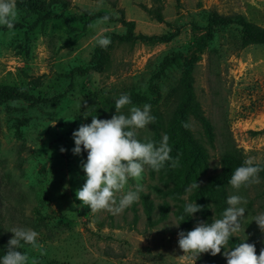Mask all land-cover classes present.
Here are the masks:
<instances>
[{
  "label": "rangeland",
  "instance_id": "1",
  "mask_svg": "<svg viewBox=\"0 0 264 264\" xmlns=\"http://www.w3.org/2000/svg\"><path fill=\"white\" fill-rule=\"evenodd\" d=\"M41 1L44 15L18 9L15 27H0V84L36 96L65 97L56 104L17 99L0 105V225L39 233L44 255L30 246L20 249L35 264H227L226 249L196 258L184 253L178 245L179 227L170 223L178 222L175 212L182 200L202 206L192 215L193 228L218 218L207 188L221 170L228 144L234 142L246 159L264 168V44L241 48L235 26L220 30L213 40L205 37L212 11L244 14L264 26V0ZM124 20L134 21L136 34L171 37L117 39L101 71L79 74L76 68L96 62L97 33L110 39L124 35ZM33 78H40L39 87L29 85ZM121 94L132 101L122 113L132 105H151L155 121L137 130L138 138L158 144L166 134L171 149L175 139L169 125L180 122L187 104L189 136L199 161L185 171L186 185L176 195L170 192L175 183L164 166L159 171L146 168L138 201L115 214L92 212L75 196L85 182L80 165L87 153H72V132L90 123L92 115L111 118ZM132 95L145 99L134 101ZM198 115L211 122L213 138ZM258 175V183L239 190L247 211L236 233L255 244L257 255L264 248V233L251 219L264 212V171ZM196 180L199 188L189 190ZM134 183L129 180V187ZM235 192L230 186L229 195ZM144 193L155 204L151 220L144 211ZM165 203L168 216L160 220Z\"/></svg>",
  "mask_w": 264,
  "mask_h": 264
},
{
  "label": "clouds",
  "instance_id": "2",
  "mask_svg": "<svg viewBox=\"0 0 264 264\" xmlns=\"http://www.w3.org/2000/svg\"><path fill=\"white\" fill-rule=\"evenodd\" d=\"M18 15L17 0H0V27L13 29ZM110 43V37L97 33L98 46L106 48ZM131 104L130 96L121 94L115 100V114L111 118L100 119L97 115H92L90 123H82L72 132L75 145L71 149L72 153L79 155L82 150L87 153L80 165L85 182L76 190L75 196L81 202L80 206H88L92 212L108 210L115 214L128 208L138 201L140 193L144 191L141 181L145 169L159 171L166 162L173 159L166 134L158 144L138 138L137 130L144 129L155 121L151 105H132L127 114L120 112L125 105ZM60 150L65 151L63 147ZM261 171L264 168L253 158L245 159L234 169L228 183L236 192L227 197V207L220 218L211 222H198L193 229L178 233V245L184 253H191L195 258L201 253L214 256L224 247L227 264H264V248L257 255L255 244L244 242L246 238L234 247L226 248L229 240L240 231L247 211V201L239 194V190L250 183H258ZM129 180L135 182L131 187ZM196 188H199L197 180L189 190ZM201 207L196 200L186 201L178 222L170 224L179 227L186 220L185 215L191 217ZM251 221H255L264 233V212L255 214ZM8 230L13 236L9 239L6 250L0 254V264H35L27 251L20 250L25 246L39 250L41 255L45 254L43 245L38 241L39 233L33 228L18 226ZM229 248L230 251L227 250Z\"/></svg>",
  "mask_w": 264,
  "mask_h": 264
},
{
  "label": "trees",
  "instance_id": "3",
  "mask_svg": "<svg viewBox=\"0 0 264 264\" xmlns=\"http://www.w3.org/2000/svg\"><path fill=\"white\" fill-rule=\"evenodd\" d=\"M17 8L21 11H26L29 14H38L44 15L47 11L45 3L41 0H17ZM208 24L205 26L207 30L205 37L213 40L216 33L220 30L228 29L232 26L237 27L240 30V39H241V48H244L251 44H264V26L255 23L247 18L246 15L235 13L224 15L218 11H212L208 14L207 17ZM125 25L127 26V32L124 35L113 34L111 38V43L106 48H101L97 46L96 48V62L95 64L88 65L87 67H78L76 71L85 75L90 71H101L104 68L108 60V50L112 48L113 42L117 39L122 41L132 42L136 39L141 40H156L167 41L171 36H159V35H145V34H136L134 28V21L124 20ZM16 25V24H15ZM4 28V27H3ZM7 29V28H4ZM170 64H167L169 66ZM29 85L37 88L41 85L40 78H33L29 81ZM73 85V82H71ZM65 97V94H59L52 97H41L36 96L31 93L28 89H23L19 86L11 84H0V105L9 101L17 99L30 100L36 103H59L60 100ZM134 101H143L141 96L132 95ZM191 108L185 104L183 109L180 111V122L173 123L169 125L168 131L172 139H175L171 149V161L165 163L164 167L168 170L167 174L170 179L175 183L174 188L170 190L173 194H178L183 191L184 185H186L185 171L192 169L194 164L199 161V151L195 149V146H192V139L190 138L189 126L185 127V124L188 125L189 112ZM199 119L203 123L207 134L209 137L213 138L215 136L214 128L211 122L203 115H198ZM192 151L190 152V148ZM245 156L240 148L232 142L228 144L226 149L222 152L220 163L221 170L218 174L212 177L208 185L209 197L213 201V206L215 213L218 218H220L223 210L227 207V197L229 195V179L232 175V172L236 167H238L244 160ZM142 201L144 206V211L148 219H152L155 213V204L150 198L149 194H142ZM184 200L177 205L176 215L178 219L183 213V204ZM169 212V204L165 203L160 206V220L166 219ZM186 220L182 221L179 225V232L181 230H191L195 220L193 216L188 217L184 216ZM213 219H208L211 222ZM8 226L0 225V254L6 250L7 243L11 238V231ZM242 240L239 236H234L229 240L231 247H234L237 243H240ZM225 248L222 247L221 251ZM22 251V250H21Z\"/></svg>",
  "mask_w": 264,
  "mask_h": 264
}]
</instances>
